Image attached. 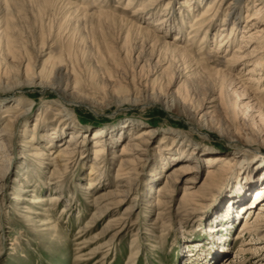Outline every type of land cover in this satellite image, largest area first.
<instances>
[{
  "label": "rangeland",
  "instance_id": "rangeland-1",
  "mask_svg": "<svg viewBox=\"0 0 264 264\" xmlns=\"http://www.w3.org/2000/svg\"><path fill=\"white\" fill-rule=\"evenodd\" d=\"M145 1L147 0H134L133 3L141 4ZM183 1L158 0L155 11L156 14L168 16L171 10L166 7L170 2L175 7L177 22L181 23L182 15L178 13L182 10L186 24L183 40L179 45L184 47L190 36V23L200 13L194 12L196 0L182 4ZM256 1L251 3L249 12L247 8H243L234 44L228 49H218V41L205 44L203 55L207 57V64L212 65L215 60L210 59L214 54L212 49L221 50L229 57L241 45L244 46L245 54L252 50L254 43H242V39L253 33L249 31L250 27L255 28L247 23V19L254 14ZM109 3L122 12L128 1L109 0ZM95 14H98V9L90 11V15ZM226 14L227 6L223 8L220 21L215 26L212 25L213 29H220L221 20ZM78 17L70 15L62 3L56 2L54 7H42L31 0H0V129L6 121H13L27 110V115L16 125L15 145L9 158L11 166L3 191L0 192V264H264V242L254 240L253 234H240L245 221L255 218L259 207L264 203V197L257 196L264 189V111H261L256 102L255 91L251 90L252 85L256 88L255 86L262 87L264 84L248 82L253 75L247 72L250 68H255L254 61L246 67L238 64L228 70L232 77H243L241 82L246 80L248 84L245 85H251L247 92H244L245 88L240 81L230 88L231 97L227 100L230 105L234 98L237 100V120L227 118L222 111L214 108L218 102H212L213 97L207 94V85H203L205 82L202 77L189 85L190 88L198 86L201 89L198 88L194 93V101L204 98L202 106L198 109L196 105L191 113L178 114L165 102H154L152 96L158 93L164 97L177 95L178 89L190 73H186L181 67L180 77L177 74L171 81L164 77L159 81L161 87L158 85L154 88L151 84L145 91L143 86L147 73L144 72L141 77L138 75L139 68L144 64V61L141 62L143 57L138 64L136 62L140 54L139 46L147 40H144L143 33L134 31L126 48L124 41H121L126 34L118 29L121 25L114 28L104 18L96 15L87 23L81 21L78 24ZM8 24L12 26L10 35L17 42V60L9 55V35L6 34ZM155 24L142 25L156 32ZM174 36L173 33L169 34L168 39L172 40ZM148 41L143 44L146 45ZM201 45L200 37L193 45V55L198 59L201 58ZM111 48L113 51L116 49L118 58L124 61H119L120 66L124 65L130 73L129 86L124 83L125 87L115 92L110 87L106 90L98 84L100 79L107 80L111 85V71L114 79L119 76L114 63L110 61V57L118 59L109 51ZM158 59V54L154 55L151 69ZM224 61L219 63L217 69H224ZM29 62L32 68L26 72ZM8 64L13 69L4 78L3 72ZM56 66L63 67L64 74L69 73V80L66 78L63 85L68 86L67 91L71 97L61 101L69 109L72 118L70 123L84 126L79 127L82 129L79 133L81 144L75 158L61 173V185L50 188L48 184L53 167L48 162L42 166L32 164L33 160L28 157L22 145L27 140L23 135L31 137L35 132H50L51 128H59L61 125L63 103L60 98L49 90L43 92V88L35 86L40 81L38 79L54 83L58 76ZM167 66L161 63L156 71L161 68L164 71ZM73 70L79 76L78 85L71 74ZM133 74L135 79L131 78ZM95 75L98 79L94 78ZM154 75L155 71L150 74L151 81H155ZM141 78L145 80L140 85ZM17 85L20 91L13 92L12 88ZM6 89L8 91L5 92ZM236 89L239 94L244 92L245 95L238 97L235 93L233 97ZM216 93L214 98L217 99L219 93ZM247 105L250 106L249 109H246ZM109 127L113 129L110 131ZM101 130L109 131V135L97 143L94 136ZM149 130V144L144 147L147 151L141 153L143 161L138 168L137 180H130L134 185L130 187L129 195L118 208L106 214L104 220H94L97 207L93 201L117 190L118 156L123 145L130 140L129 137ZM72 132L67 131L58 144L55 142L50 145L48 140L42 142L41 148L49 150L53 147L55 152L58 151L70 140ZM175 140L184 143L178 144ZM189 144L191 148L197 149L193 157V150L186 148ZM160 149H164L163 155H159ZM237 150L246 159L242 157L245 162L237 165L233 173L229 174L223 187V195L225 203L232 202L234 205L232 215H236L238 210L240 214L231 220V225H226V232L221 231L223 239L219 241L209 231L216 226L218 216L224 215L220 201L212 204L210 199L213 197H209L205 203L201 202L203 205L199 211L191 206L186 211L182 210L180 203L188 186L200 187L209 171L217 169L215 164H211L213 160L225 159V163L232 166L236 164L241 155L235 154ZM96 151H100L103 156L99 160H95ZM171 151L173 156L184 157L182 162L177 163L166 155ZM186 161L195 167L194 172L179 180L173 188L171 198L165 199L167 205L158 209L159 189L166 184L168 173ZM153 173L157 174V178L152 176ZM236 175L243 178V183L246 180L247 184L243 185L242 192L234 188ZM15 178L23 188L14 182ZM91 179L96 181L95 187L85 190ZM191 179L196 182L195 185L190 184ZM147 184H151V187H146ZM34 196L58 198L53 203L35 208L42 214L46 209L51 211L53 228L43 230L40 227V220L47 216L27 213L30 204L25 198L31 199ZM248 210L251 212L248 213ZM30 216L34 219L31 220ZM121 217L126 220L119 221L106 232L108 224ZM86 240L90 242L86 243ZM247 242L252 245L244 246ZM221 246L225 249H221ZM249 248L250 252L241 254V250ZM257 248L260 251L253 254ZM95 250L96 253L93 254Z\"/></svg>",
  "mask_w": 264,
  "mask_h": 264
},
{
  "label": "bare ground",
  "instance_id": "bare-ground-1",
  "mask_svg": "<svg viewBox=\"0 0 264 264\" xmlns=\"http://www.w3.org/2000/svg\"><path fill=\"white\" fill-rule=\"evenodd\" d=\"M33 2H36L38 5L44 7L51 5L54 7V5L57 3H62L63 6L68 10L70 15L73 16H83L82 19H77V23H81V21H87L89 19H93V17L99 16L106 20V22L114 27L117 26L120 28L119 32L125 33L126 37L124 39H121V41H124V47H128L130 43V38L133 36L134 31L138 33H143L144 40H149L146 45L142 43V46H139L140 54L136 58V62L138 64L139 59L143 57L144 64L139 68L138 75L143 74L144 72L147 73V76H145V84L143 87H145V91L152 86L155 88L159 84V81L162 80L164 77L170 78V81L173 80V78H176L177 74H179V77L181 76L180 68L182 67L186 73H190V76H185L186 79L183 82V84L178 89L177 95L170 94L168 97H164L160 95L159 93L156 94V96H152V100L154 102L159 103H166L170 106V109L175 110L176 113H191V110L197 105L198 109L202 106V101L204 98H199L198 102L194 101V93L197 92L200 88L198 86L191 88L189 87L190 83L195 82L197 78L202 77V81H204L207 85V94H211V97H213L212 102L217 103L216 107L218 108V111H222L224 115L227 118H232L237 120L238 118V104L237 100L235 98L232 100L231 105L229 104L228 99L231 97L230 94V88L233 87L235 82H238L243 79V77H232L228 70H231L233 67L241 65L242 67H246V65L251 64L252 61H254L255 68L249 69L247 74H252L249 84H264V0H257L256 5H254V14L250 16L247 19V23L255 28L250 27L249 31H253V33L250 35V37L243 36L242 43H254L253 48L251 51H248L247 54H245L246 51H243L244 46L241 45L239 49H237L232 56H228L227 54L223 53V51H217L218 49L224 48V47H230L232 44L235 43L236 39V33L240 29L241 19H242V10L243 8H247L249 12V8L253 0H196L195 3H197L196 8L194 12H199L200 14L197 15L193 22L190 23V30L188 37V43L183 47L180 46L179 42L183 40V31L185 26V17L183 16L182 10L179 11V15H182V22H177V17H175L176 10L175 7L171 3H167L166 9H170L169 15L166 16L165 14H156L157 11H155L156 2L158 0H147L144 3H133L134 0H127L128 3L126 5V8L121 12L118 7H113L109 0H31ZM194 0H184L182 4L190 3ZM122 3V2H121ZM140 5V6H139ZM227 6V14L225 17L223 16L222 24H220V29L216 31L217 29H213L217 21H220L222 17L223 8ZM95 9H98V14L90 15V11H94ZM159 17L158 19H156ZM154 19V21H153ZM156 19V20H155ZM156 23V24H155ZM145 24H155L154 28L156 32H153L147 27L144 28L143 25ZM214 25V26H212ZM262 25L263 27L260 28L259 26ZM11 25L8 24V27L6 29V34L9 35L8 37V47H9V55L14 58V60L18 59L19 54H17L18 48L17 42L13 37L10 35V28ZM217 26V25H216ZM14 27V26H13ZM93 28V27H92ZM115 28V27H114ZM230 28V31H229ZM248 31V32H249ZM215 32V33H213ZM247 32V30H246ZM164 33V34H163ZM175 34L174 39H168L169 34ZM168 35V36H167ZM149 36L151 37L149 39ZM212 36V37H210ZM202 38V45L199 50V55L201 56L200 59H198L197 56L193 55V45L196 43V41L199 38ZM218 41V49L213 50V57L210 59H215L212 61V65L207 64V57L203 55V50L205 48V44H209L211 42ZM114 48V46H113ZM111 48L109 51L113 52L115 57H119L116 49ZM149 51V53H148ZM19 52V51H18ZM158 54V61L155 64V67L151 69L152 61L154 59V55ZM140 56V57H139ZM148 58V59H147ZM225 60L224 62L226 65H223L222 68L224 69H217L219 66V63ZM110 61L114 63V68L119 73V76L114 79V75H112V71L110 72V82H112L111 85L108 84L107 80H100L97 77V75L94 76L95 79L99 80V85L105 88L106 90L108 87L111 88L112 92H115V90L122 89L125 84H128L129 86L130 82H128V79L130 77V73L128 72V69L124 66H120V62L124 63L123 60L118 59H112L110 57ZM120 61V62H119ZM161 63L163 65L167 64V68L163 71V68H161L159 71L156 69L161 67ZM1 64V63H0ZM119 64V65H118ZM118 65V67H117ZM140 65V64H139ZM32 65L31 62L27 64L26 66V72L31 70ZM59 68V69H58ZM195 68V69H193ZM10 64L7 65L5 68V71L3 72V77L11 72ZM146 69V70H145ZM58 71V76L54 83H46L44 80L38 79L39 83H35L36 87L43 88V92L49 90L55 95H57L61 100H66L67 98L71 97L68 94L67 87L63 85L64 80L68 78L69 80V73L66 74L63 73V67L56 66V69ZM176 70V72H174ZM0 71H1V65H0ZM155 71V81H151L150 74H154ZM159 72H161L159 74ZM1 73V72H0ZM74 82L76 85H78L79 82V76L75 71L71 73ZM95 74V73H94ZM159 74V75H158ZM18 75V74H17ZM16 76V75H15ZM131 78L135 79V75L133 74ZM144 78V77H143ZM16 79V78H14ZM114 79V80H113ZM133 80V79H132ZM142 78L140 79V85L142 84ZM183 80V79H181ZM190 80V81H189ZM20 81V80H19ZM161 82V81H160ZM17 83V82H16ZM202 82H200L201 84ZM244 92L249 91V87L251 85H245L248 84L247 81H242ZM21 84V83H20ZM19 84V85H20ZM238 84V83H237ZM14 85V83H13ZM16 85V84H15ZM17 85L15 88H12L13 92H19L20 87ZM23 85L24 82H23ZM193 85V84H192ZM202 85V84H201ZM125 87V86H124ZM161 87V86H160ZM256 88H253V85L251 87L252 91H255V98L258 106L260 107L261 111H264V86H255ZM196 88V91H195ZM199 88V89H198ZM192 90V91H191ZM201 90V89H200ZM8 91V89L5 90V92ZM111 92V93H112ZM203 92V91H202ZM219 93L218 98H214L217 93ZM239 94L237 89L233 92V97L238 94V97L244 96L245 93ZM196 94V93H195ZM202 94V93H201ZM200 95V94H199ZM114 96V95H113ZM117 97V96H116ZM136 102V101H135ZM61 103H63L61 101ZM83 103V102H81ZM63 106L61 113L62 119L60 121L61 125L58 127L51 128L50 132L46 135L45 131L41 134L40 132L34 133L31 137L23 135L24 139H27L25 141V144L22 145L24 147V150L26 153H28V157L33 160L32 164H37L39 166H42L45 164V162L50 163V166H52L51 176L49 180L48 186L52 188V186H59L60 180H61V173L67 169L70 162L73 158H75L76 152L78 151V147L80 146V138L79 133L81 132V128L84 124L71 122V114L69 113V109L66 108L65 104H62ZM231 106L233 109H231ZM240 108V107H239ZM250 106L247 105L246 109H249ZM29 110V109H28ZM188 111V112H186ZM27 115V110L25 112H22V114H19L16 119L13 121H6L4 126L0 129V192L3 191V186H5L6 177L8 174V170L10 169V155L13 152V148L15 145V132H16V125L20 122V120ZM246 115V113H245ZM204 117V116H203ZM264 118V117H263ZM50 127H52L50 125ZM40 128V127H39ZM110 131L113 129L112 127H109ZM37 131V130H36ZM67 131H73L70 135V140L67 142L65 146H62L58 151H54V148L50 147L49 150H45L41 148V143L48 140L50 142V145L53 143H59L60 139L63 138L65 134H67ZM107 132H104L103 130L99 131L94 137L95 141L97 143L101 142L103 138L107 137ZM151 137V130L149 131H142L140 134L129 137L130 139L125 145H123L122 152L118 156L119 158V166L117 170V178L116 180L119 181L117 190L113 193H111L108 196H102L100 198L95 199L93 202L95 203V206L97 207L96 213L94 214V220H104L106 214L111 213V210H115L118 208L123 202L124 199L129 195L130 193V187L134 185V182L131 183L130 180L133 178V181L137 180V172L138 168L140 166V163L143 161L142 158V152L147 151L144 150V147H146L149 144V139ZM127 139V140H128ZM44 140V141H43ZM176 141V140H175ZM40 142V144H39ZM178 144L183 145V141L177 140ZM12 145V148H11ZM191 145L189 144L186 148H189ZM192 149L193 154L192 157L196 154L197 149L194 147H190L188 150ZM102 152V150H101ZM100 151L95 152V160H99L101 157ZM167 152V151H166ZM235 154H241V151L237 150L235 151ZM159 155H163L165 153L164 149L158 151ZM166 155L173 158L174 161L182 162L184 157L181 156H173V152H168ZM181 155V154H180ZM190 157V156H189ZM245 158L243 154L240 155L239 161L234 164L233 166L230 163H225V159L219 160L216 158L217 161H212L215 164V167L217 169L210 170L204 183L200 186H188L185 189V194L181 200L180 207L182 210H185L188 207H193L195 211H199L203 204L201 202L205 203L206 200H209V197H213L210 199V203H216L220 201V206H222L223 213L222 216H218V221L216 223V226L210 229V233H213V237L215 239H218L219 241H222L223 233L221 231L226 232L227 227L226 225H231L230 222L232 219L237 217L240 214V210L237 211L236 215H232L233 211L232 208H234L233 203L227 202L226 198H224L223 193V187L227 183L229 179V174H232L234 171V168L245 162ZM256 157V156H255ZM161 158V157H160ZM246 159V158H245ZM244 161V162H243ZM241 162V163H240ZM193 165L189 162H183V164L176 166L173 168L167 176L166 184L159 189L160 195L158 196V204L157 208H163L167 205L165 199L171 198V193L173 192V188L176 184H178L179 180L183 178L184 176H187L188 174H192L194 172ZM158 171V170H157ZM239 174V173H238ZM157 174L153 173V177H156ZM240 175L235 176V190H239L242 192V188L244 184H247L245 182L243 183V178L241 179L239 177ZM98 177V176H97ZM153 178V179H155ZM246 178V177H245ZM95 179V178H93ZM91 179L88 186L85 188V190H91V188H94L96 185V181ZM128 181V182H127ZM15 183H19L18 179L15 178ZM41 182V181H40ZM123 182H126V184H122ZM189 182V181H188ZM122 184V185H121ZM190 184L195 185L196 182L191 179ZM19 187L23 188L21 185V182L19 183ZM146 187L150 188L151 184H147ZM27 192V190H25ZM217 195V196H216ZM261 195L260 197H264V189L260 190L257 194ZM216 196V197H215ZM244 196V195H243ZM57 197H43V198H25L26 202H29L30 206L27 207L28 211L27 213L38 215V216H47V218H44L40 220V227L43 228V230H48L50 227L53 228L54 224L52 219L50 218L51 211H48L47 209L42 214L40 212H37L35 208L37 206H45L48 205V203H53L57 201ZM103 200V201H101ZM110 201V203H109ZM230 201V199H229ZM234 201V200H233ZM224 203V204H223ZM236 206V205H235ZM101 207V208H99ZM260 209L257 211V216L254 218H248L245 223L242 225V230L240 234H253L254 240L262 241L264 242V203L261 204L259 207ZM242 209V208H241ZM245 207L243 208V210ZM251 210V209H249ZM247 211L248 213L251 211ZM232 215V216H231ZM249 217V216H248ZM231 218V219H230ZM30 219L33 220V216H30ZM217 219V218H216ZM126 220L124 217L120 218L119 220H113L111 223L108 224L106 227V232H108L110 229L115 227V224H117L119 221ZM100 222V221H99ZM225 224V225H224ZM47 227V229L45 228ZM49 227V228H48ZM87 228V227H86ZM55 229V228H54ZM216 234V235H215ZM261 234V236H260ZM216 236V237H215ZM212 237V238H213ZM239 239V238H238ZM114 240V239H113ZM112 240V241H113ZM226 240V239H225ZM111 241V242H112ZM90 241L86 240V243ZM218 243V242H217ZM216 243V244H217ZM83 244V243H81ZM85 244V243H84ZM195 245V244H194ZM214 245V244H213ZM223 245V244H222ZM252 245L250 242H247L244 246ZM218 247V246H217ZM221 249H225L224 246H221ZM251 250L249 249H243L241 250V254L248 252ZM258 251H260L259 248L255 249V253L257 254ZM93 252V251H92ZM250 252V251H249ZM96 253V250L93 252V254ZM225 253V252H224ZM222 256V255H221ZM203 260V259H202ZM190 262H188L189 264ZM191 264V263H190ZM255 264V263H254Z\"/></svg>",
  "mask_w": 264,
  "mask_h": 264
}]
</instances>
